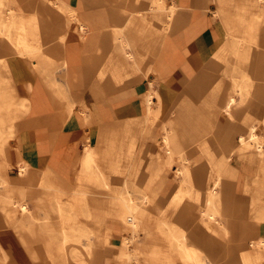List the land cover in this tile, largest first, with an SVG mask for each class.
<instances>
[{
	"label": "bare ground",
	"instance_id": "bare-ground-1",
	"mask_svg": "<svg viewBox=\"0 0 264 264\" xmlns=\"http://www.w3.org/2000/svg\"><path fill=\"white\" fill-rule=\"evenodd\" d=\"M42 3L64 15L57 50L47 47L50 35L41 31L35 15L22 17L15 2L0 0V264L23 263L1 239L7 227L34 239L21 243H30L29 259L38 264H264V134L233 115L237 104L256 96L255 85L264 104V0H84L88 17L78 16L77 0ZM208 4L216 32L197 37L207 19L199 24L190 12ZM95 10L117 16L98 18ZM75 38L84 43L79 58L104 59L92 82L83 80L86 65L71 60L69 44ZM191 39L188 54L178 43ZM107 41L120 48L98 53ZM6 45L30 62L29 72L45 78L21 84L28 96L16 95L3 55ZM56 70L63 71V85L48 80ZM219 75L227 79L225 85ZM138 79L149 85L141 96L142 112L124 111L116 125L102 127L104 149L97 154L86 146L77 162V179L108 190L105 200H95L85 188L69 194L64 208L62 192L28 194L33 185L48 189L51 184L48 170L24 179L27 164L19 159L27 117L49 111L42 87L71 114L86 102L107 101L106 95L118 89L127 95ZM156 84L177 92L162 118ZM67 88L79 96H68ZM232 117L242 130L236 143L223 137ZM260 121L264 127V118ZM155 126L160 136L152 139ZM186 142L189 148L183 149ZM11 151L18 157L14 164ZM233 155L254 168L241 192ZM171 163L177 164L180 186L167 196L153 184ZM88 195L96 203H87ZM195 209L197 218L190 216ZM119 230L127 235L117 239ZM84 238L89 241L83 243Z\"/></svg>",
	"mask_w": 264,
	"mask_h": 264
},
{
	"label": "crops",
	"instance_id": "crops-1",
	"mask_svg": "<svg viewBox=\"0 0 264 264\" xmlns=\"http://www.w3.org/2000/svg\"><path fill=\"white\" fill-rule=\"evenodd\" d=\"M15 2V6L18 8L17 13L22 17H30L35 15L39 19V28L43 33L49 34V41L47 47L58 49L55 43V36L57 33L64 30V15L60 14L57 9L52 8L51 5L46 4L47 8L42 7L41 1L43 0H11ZM49 1V0H44ZM51 1V0H50ZM66 2H71L72 0H64ZM30 2L31 4H26ZM82 7L78 16L88 17L87 9L85 8L84 0H77ZM212 5L208 4L207 9L197 8L190 12V16L194 19L199 20V24H207L203 30L197 33V37L201 36L202 32L205 31L209 34H214L212 31L213 27V15L211 17ZM95 17L98 18H109L116 17V14H107L106 10H95ZM6 15V10L3 11ZM110 27H104L102 30L106 33ZM195 43L193 39L190 41H181L178 43V47L182 50L187 51L190 54L191 43ZM120 48L119 44L112 45L107 41L106 47H100L98 53L106 52L107 50ZM7 51L3 52L7 60V64L11 70V79L15 84V92L18 97L28 96L25 93L21 84L25 81L35 82L36 80L42 81L39 73L36 71L29 72L28 66L30 62L22 57L12 56L10 51L11 47L6 45L4 47ZM84 48V43L82 40L74 39L69 44V51L71 55V60L76 63L81 64V66L87 67L86 76L83 80L87 82H92L95 80V71L98 67L103 64L102 58H79L77 53L79 50ZM101 51V52H100ZM58 53V52H57ZM54 56L57 60L58 55ZM63 71L56 70L50 77L49 81L57 83L59 85L64 84ZM84 75V74H83ZM120 75V74H119ZM137 79L136 76H132ZM133 79H128L132 81ZM149 85L146 79H138L133 84H129L127 87V95L121 96V90L118 89L113 94L106 95L107 101H93L91 103L86 102L87 107L75 108V111L71 114H67L64 111V104L59 101H54L50 91L44 86L42 87V95L48 100L49 111L45 112H35L34 114L27 117L28 125L23 129V140L19 145V159H21L25 164H27V169L24 173V179L28 177H36L38 173L49 171L51 173V184H49L48 189H40L36 185L32 188L27 189V193L33 194L32 197H39V194H52L54 192H62L63 196L62 203L67 208L68 196L74 191L82 190L87 188L90 193H93L95 200L103 202L105 200V195L108 190L100 187H94L93 185L87 184L84 181L77 179L78 171L80 170L79 164L77 162L81 159L84 151V147L88 146L93 148L97 154H100L104 149L105 143L103 137L98 135L102 127L108 125H116L121 120V113L126 111L127 115L137 114L142 112V95L147 91ZM156 92H158L161 98L162 113L166 112L165 106L168 104L170 97H172L171 104L177 97V92L175 90L167 87L166 84H156L154 86ZM68 96L77 97L79 94L76 92H71V90L66 89ZM156 102V99H155ZM170 104V105H171ZM156 107V103L152 104ZM169 107V106H168ZM159 128V127H158ZM102 136V135H101ZM17 156H15L12 151L10 152V162L14 164L17 161ZM104 171L105 176H110L109 172ZM14 175L15 170L10 171ZM96 194H102L98 197ZM29 197V196H28ZM87 203L92 202L91 196H87ZM100 198V199H99ZM28 206L33 208L32 203L28 201ZM50 208L55 209L56 203L54 201L49 202ZM90 225V222H86ZM111 221H106L105 225H110ZM121 231L115 235L117 239L121 237ZM2 241L7 242L14 251L16 257L23 261L22 264H38L37 260H30L28 253L31 250L30 243L28 245L22 244V240L32 241L34 239L29 238V236L24 232H16L11 227H7L1 232ZM89 239L84 238L83 243L88 242Z\"/></svg>",
	"mask_w": 264,
	"mask_h": 264
},
{
	"label": "rangeland",
	"instance_id": "rangeland-1",
	"mask_svg": "<svg viewBox=\"0 0 264 264\" xmlns=\"http://www.w3.org/2000/svg\"><path fill=\"white\" fill-rule=\"evenodd\" d=\"M46 2V1H45ZM170 2V0H168V3ZM42 3V1H41ZM86 6V4H85ZM42 7L47 8L46 3H42ZM212 13V11H211ZM212 17V14H211ZM213 20V27L211 28L212 31L216 32V26L214 23V19ZM262 27H264V24L262 25ZM14 54H12L13 56ZM16 56V55H15ZM220 76V80H222V83L225 85V83L227 82V79L223 76V75H219ZM264 90V86H262ZM253 93H256V96L252 97L250 103L246 104V103H239L236 105L234 111H233V115L234 114H239L241 116H243L244 123L246 125H255L256 127V132L260 133V134H264V127L261 126V119L264 118V104L262 102H260L261 100L258 99L259 94L261 95V89L260 86L255 85V87L252 89ZM264 94V93H263ZM222 97V96H221ZM220 97V99H222ZM172 101V97H170L169 101L167 102L168 104L165 106V110L166 112L162 113L161 118L164 117V115L167 113L170 104ZM169 106V107H168ZM235 115V116H236ZM238 115V116H239ZM238 119L236 117H232L231 120L228 121L227 126L224 130V134L223 137H226L227 139L233 140L235 143L236 141L239 139V135L242 132V130L237 129V122ZM151 136L152 139L153 137H159L160 136V128H158V126H155L152 128L151 130ZM189 142L186 143H182V148H189ZM200 154H198L199 157V162H203L204 159L200 158ZM232 163L238 165L239 167V176H238V181H237V187H236V191L237 192H241L242 189V184L243 181L246 177V175H252L254 174V168L253 166H244L246 164L241 163L240 161L237 160L236 155H233ZM244 166V167H243ZM177 168V164L176 163H171L170 165H166L164 167V170L161 172V174L156 178L154 184H153V188L157 189L158 192L165 194V195H170L172 192H174L180 185H179V181H180V177L177 176L175 174V169ZM98 195V197L102 196V194H96ZM100 199V198H99ZM199 215L198 210H193L190 213L191 217L197 218ZM109 221V220H107ZM122 235H127V232L125 231H121V236ZM121 238V237H120ZM115 264V263H113Z\"/></svg>",
	"mask_w": 264,
	"mask_h": 264
}]
</instances>
